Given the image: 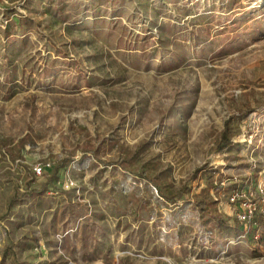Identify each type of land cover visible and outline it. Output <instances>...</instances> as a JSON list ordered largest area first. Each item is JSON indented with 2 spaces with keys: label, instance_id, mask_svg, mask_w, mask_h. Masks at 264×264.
<instances>
[{
  "label": "rangeland",
  "instance_id": "374dc122",
  "mask_svg": "<svg viewBox=\"0 0 264 264\" xmlns=\"http://www.w3.org/2000/svg\"><path fill=\"white\" fill-rule=\"evenodd\" d=\"M259 185L264 0H0V264H264Z\"/></svg>",
  "mask_w": 264,
  "mask_h": 264
},
{
  "label": "built area",
  "instance_id": "2783aa9c",
  "mask_svg": "<svg viewBox=\"0 0 264 264\" xmlns=\"http://www.w3.org/2000/svg\"><path fill=\"white\" fill-rule=\"evenodd\" d=\"M34 170L36 174L43 172L42 166H35ZM228 202L235 205L238 220L249 223L257 213L264 214V188L259 185L256 192L250 188L234 190Z\"/></svg>",
  "mask_w": 264,
  "mask_h": 264
},
{
  "label": "trees",
  "instance_id": "16d2710c",
  "mask_svg": "<svg viewBox=\"0 0 264 264\" xmlns=\"http://www.w3.org/2000/svg\"><path fill=\"white\" fill-rule=\"evenodd\" d=\"M233 144V134L231 132V127H230V120H226L224 123V128L221 132V137H220V142L217 145L216 149L221 151L224 150L225 148L231 146ZM65 160L61 161V164H63ZM208 166V163L203 164L201 167L195 169V171L193 172L191 178H195L197 176V174L203 169L206 168ZM189 188L187 184H184L176 193L172 194V195H167L161 192V190L158 189L160 195L162 197H164L166 200L170 201V202H176L177 199H182L184 198V196L186 195V193L188 192ZM218 221L223 224L224 220H222L219 216H218ZM236 228L238 229L240 227V222L236 224Z\"/></svg>",
  "mask_w": 264,
  "mask_h": 264
}]
</instances>
